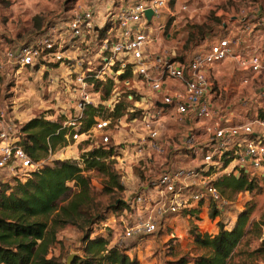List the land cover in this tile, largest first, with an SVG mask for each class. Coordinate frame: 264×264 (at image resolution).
I'll use <instances>...</instances> for the list:
<instances>
[{
    "label": "built area",
    "instance_id": "obj_1",
    "mask_svg": "<svg viewBox=\"0 0 264 264\" xmlns=\"http://www.w3.org/2000/svg\"><path fill=\"white\" fill-rule=\"evenodd\" d=\"M123 2L108 7L100 23L95 20L94 8L86 3L75 4L60 27L50 29L52 35L46 33L29 43L3 49L0 72L5 68L42 75L59 71L49 75L47 83L53 88L54 100L61 93L69 97L68 114L57 132L66 143L83 141L92 147L98 139L106 147L119 126L129 123L140 130L138 144L162 156L164 151H173V146L170 131L162 137L161 130L167 126L184 130L180 137L185 164L166 167L124 201L132 220H119L122 232L114 238V247L129 257L136 244L126 250L125 242L172 232L174 222L183 217L194 218L193 215L199 218L204 209L206 214L216 212L218 221L212 231L201 226L200 233L212 236L214 230L219 231V224L224 228L234 225L237 214L227 215L229 203L215 182L219 175L248 180L254 176L264 178V108L256 106L249 122L233 123L231 113H225V108L215 103L220 98V82L214 71L217 65L232 60L240 73L236 90L257 85V97L264 101V61L259 54L244 56L235 52L237 38L215 40L186 59H177L159 48L152 51L159 39L152 36L153 31L161 38L166 29L167 23L158 21L168 12L170 0ZM187 9L183 5L180 11ZM147 11L152 12L150 19L146 17ZM239 23L242 32L252 36L256 30L251 25L257 29L262 26L259 21L253 24L246 16ZM72 50H77L75 56H71ZM61 70L70 79L59 77ZM127 73L130 75L125 77ZM131 77L136 86L133 92H127L122 87H128ZM141 81L148 83L152 95L136 100L141 91L137 83ZM109 83L111 90L105 98L102 88ZM250 96L238 103V109L256 105ZM133 101V106L121 113L124 102ZM2 102L0 99V183L24 182L52 161L53 152L46 159L33 162L21 146L22 127ZM88 107L98 114L84 130V111ZM118 109L120 116H115ZM258 109L263 115H259ZM104 112L107 117L102 116ZM43 120L54 122L52 118ZM138 153L141 154V148ZM191 163L195 166L190 167ZM109 223L101 222L99 230L93 228L90 238L106 239V229L117 232ZM170 235L174 237V233Z\"/></svg>",
    "mask_w": 264,
    "mask_h": 264
},
{
    "label": "rangeland",
    "instance_id": "obj_2",
    "mask_svg": "<svg viewBox=\"0 0 264 264\" xmlns=\"http://www.w3.org/2000/svg\"><path fill=\"white\" fill-rule=\"evenodd\" d=\"M23 1L0 0V52L5 48L29 43L46 33L52 35L50 29L54 26L59 28L58 25L63 23L67 12L77 3H86L96 12L104 15L108 7L120 6L125 0H27L26 5ZM126 1L130 3L134 0ZM183 5L188 7L186 11H180ZM259 8L261 9L260 17L264 18V0H170L168 12L163 15L162 20L158 21V23L161 21L167 23L161 36L159 49L174 54L177 59L189 58L193 53L205 50L207 44L215 41L212 39L223 37L225 32L223 25L231 22L233 17L240 19L246 16L251 20L250 13ZM157 34L153 31L152 36L156 38ZM155 48L157 49L153 44L152 51H155ZM75 51L77 52L72 50L71 56H75ZM58 72L42 75L35 74L31 70L15 68H5L3 72H0V99L11 110V116L19 126H24L34 118H52L54 122L63 121L68 114L66 100L69 97L61 93L57 100H54L53 88H50L47 83L49 75ZM60 73L59 77L69 78L66 71L61 70ZM214 73L220 82V98L215 99L216 105L224 107L225 113H231L229 117L233 123L251 121L253 112H256L255 104H249L246 109L240 108L235 112L233 109L235 105H239L235 103L240 102L251 90L254 93L258 86L236 90V81L239 82L240 73L230 59L217 65ZM132 79L131 77L128 87L124 88L122 85L120 87L127 92H133L136 85ZM231 83L233 84L230 86ZM137 84L141 87V91L136 100L140 97L148 99L152 95L148 83L141 81ZM214 91H217L216 86ZM133 104L134 101L124 102L125 106L121 108V113L125 109H130ZM258 112L259 115H263L261 109H258ZM102 116L107 117L108 114L104 112ZM167 124L173 125L170 122ZM139 131L135 124L119 126L106 147L101 145L98 139L94 140L92 147L82 143L83 141L75 143L69 140L63 147L56 146L52 161L47 162V165H51L55 161L69 160L82 168L81 155L84 152L95 148H113V157L107 160L111 162V168L116 174L117 185L111 184L108 178L97 171L84 172L89 180L93 199L89 208L92 212L95 208L96 210L100 208L102 215L100 222L91 225V232L93 228L100 226L101 222H110V226L117 229V232L110 229L103 230L110 247L116 246L114 238L121 235L119 220L125 218L127 221L132 220L124 201L129 200L140 186L156 178L166 167H180L185 164L183 161L185 151L181 150L180 137L183 129L167 126L161 130L162 137L170 131L173 146V151H164L162 156H156L148 149V146L143 147L138 144ZM140 148L141 154L138 153ZM174 154L176 158H173ZM194 166V163L190 164V167ZM218 178H221L220 175ZM248 182L251 183L252 189L236 193L228 190L221 193L229 203L227 215L229 213L235 215L236 212L238 215L247 208L252 210L247 227L248 233L234 251L228 264H264V178L254 176L250 177ZM68 186L71 191L60 200L59 206L66 204L73 197L74 186L73 184ZM239 210L241 211L238 213ZM202 214L204 219L214 220L210 218L211 212L206 214L204 209ZM53 216L54 214L35 217L30 221L51 225ZM199 218L196 220L195 217H183L174 222L175 227L172 232L165 231L138 242L137 240L125 242L126 250L136 244V247L130 251L129 259L135 260L138 264H174L179 259L185 258L192 263L193 258L203 253L196 249L188 236L192 227L200 230ZM253 223L255 226H252ZM170 233H174V237H171ZM201 233L205 234V232ZM83 245L81 229L72 225L61 226L57 230L56 243L51 248L48 258L55 257L61 264H72L75 257L82 255ZM68 257H73L70 263L67 262Z\"/></svg>",
    "mask_w": 264,
    "mask_h": 264
},
{
    "label": "trees",
    "instance_id": "obj_3",
    "mask_svg": "<svg viewBox=\"0 0 264 264\" xmlns=\"http://www.w3.org/2000/svg\"><path fill=\"white\" fill-rule=\"evenodd\" d=\"M182 59V58H180ZM130 73L125 74L128 77ZM111 83L102 88L103 97L107 98ZM120 110H116L115 116ZM98 111L88 107L84 111V130L93 123ZM60 122H49L34 118L22 126L24 134L21 146L33 162L44 160L56 146L65 145L63 135L58 133ZM113 157V148H95L81 155L82 168L75 162L55 161L31 175L24 182L13 181L0 183V264H61L57 258L50 257L51 248L56 243L57 230L64 225L81 229L83 251L72 264H138L129 259L123 250L110 247L104 238H90L91 225L100 222V208L94 212L89 208L92 192L87 171H97L113 185H117L116 174L108 158ZM73 184L75 192L70 201L59 206ZM216 187L233 193L252 189L244 177L218 178ZM121 189V188H120ZM121 204V202H119ZM252 210L245 209L237 215L236 222L230 230L219 224L216 235L202 234L196 227L190 230L193 245L203 253L191 261L179 259L174 264H228L234 251L248 233L247 227ZM54 214L51 225L45 222H32L31 218ZM212 212L211 219H215ZM196 220L198 217L193 215ZM80 222V223H78ZM252 226H255L254 223Z\"/></svg>",
    "mask_w": 264,
    "mask_h": 264
},
{
    "label": "crops",
    "instance_id": "obj_4",
    "mask_svg": "<svg viewBox=\"0 0 264 264\" xmlns=\"http://www.w3.org/2000/svg\"><path fill=\"white\" fill-rule=\"evenodd\" d=\"M26 1L27 0H24L23 4L26 5L27 4ZM97 14H99V16ZM250 15L252 17V19L250 21L253 24H255L256 21H259L262 23V26H260L258 29L255 28L254 25H251V28L253 30H256L254 36L250 35L248 32L243 33L242 32V26L239 23V18L233 17L231 22H228L227 24L223 25V29L225 31V32H223V37L221 36V38H219V39H212V41L213 40H221L223 38H226V39L237 38L239 40V45H238V47L234 48L235 52H237L241 55H244V56L259 54V55H261L262 61H264V18L260 17L261 9L259 8V9L253 10V12L250 13ZM102 19H103V14L96 12V18H95L96 22L100 23L102 21ZM156 37L159 38L157 44H155V46L158 49L160 47L161 38H160L159 34H157ZM252 91L253 90H251L249 92V94L251 95L250 98L252 100L255 99L254 101L256 102V106H258L259 108H264V101H260L258 99L257 90L254 93ZM245 98H246V95L243 99H245ZM238 103L239 102H237L235 104H238ZM237 109H238V106L235 105L233 110L236 111ZM240 211L241 210H239L238 213ZM236 213H235V215H236ZM202 215L203 214H200V216H199L201 219H203L201 221V223L199 224V228H201V226L202 227L204 226V227H207L208 229H211V231L213 230V228H216L218 219H214L211 221L212 223H208L207 218L204 219ZM235 218H237V215ZM235 218L233 219L234 221H235ZM232 224H234V222ZM232 227L227 226L225 228L227 230H230ZM217 233H218V231L214 230V235H216ZM188 236H189V239L192 241V238L190 237L189 234H188Z\"/></svg>",
    "mask_w": 264,
    "mask_h": 264
},
{
    "label": "water",
    "instance_id": "obj_5",
    "mask_svg": "<svg viewBox=\"0 0 264 264\" xmlns=\"http://www.w3.org/2000/svg\"><path fill=\"white\" fill-rule=\"evenodd\" d=\"M151 15H152V12L151 11H147L146 12V17L148 19H150ZM72 259H73V257H68L67 262L70 263L72 261Z\"/></svg>",
    "mask_w": 264,
    "mask_h": 264
}]
</instances>
